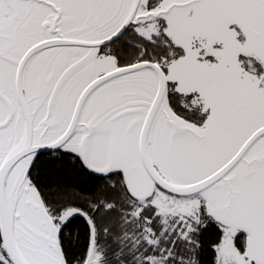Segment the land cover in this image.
<instances>
[{
	"label": "snow or ice",
	"instance_id": "obj_1",
	"mask_svg": "<svg viewBox=\"0 0 264 264\" xmlns=\"http://www.w3.org/2000/svg\"><path fill=\"white\" fill-rule=\"evenodd\" d=\"M0 264H264V0H0Z\"/></svg>",
	"mask_w": 264,
	"mask_h": 264
}]
</instances>
